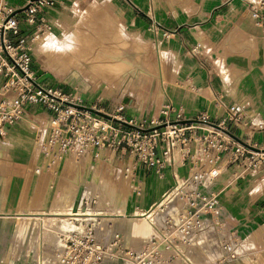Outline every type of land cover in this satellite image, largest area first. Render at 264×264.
I'll list each match as a JSON object with an SVG mask.
<instances>
[{"label": "built area", "instance_id": "obj_1", "mask_svg": "<svg viewBox=\"0 0 264 264\" xmlns=\"http://www.w3.org/2000/svg\"><path fill=\"white\" fill-rule=\"evenodd\" d=\"M241 1L262 25L264 0ZM63 4L64 0H0V136L29 106H37L47 114L37 130L39 149L50 159L60 162L72 151L92 159L104 150L127 152L158 179L167 166L174 170L177 164L185 174L178 178L173 171L174 182L162 193L180 205L164 210L139 246H130L120 232L100 235L95 218L71 215L74 228L59 235L54 264H203L195 251L207 264H224L244 256L243 239L222 211V187L217 186L223 175L231 184L264 171V145L243 143L231 134L243 105L230 104L215 122L206 111L186 118L168 98L157 114L124 115L123 103L115 110L119 114H105L96 104H86L77 87L66 90L42 82L33 68V43L52 32L49 14ZM160 28L151 19L148 29L157 33ZM143 191L135 173L131 192L139 198ZM78 196V207L85 204L86 209L97 200L88 189L78 191ZM155 204L158 200L145 211ZM42 261L37 256L35 264Z\"/></svg>", "mask_w": 264, "mask_h": 264}, {"label": "crops", "instance_id": "obj_2", "mask_svg": "<svg viewBox=\"0 0 264 264\" xmlns=\"http://www.w3.org/2000/svg\"><path fill=\"white\" fill-rule=\"evenodd\" d=\"M122 1L125 3L129 25L136 28L134 32H128L125 29L126 19L120 17V14H111L117 21L115 26L117 28L122 26L129 35L125 36L124 40L132 42L133 40L128 39H132L130 35L135 34L141 43L155 42L159 50L170 53L165 68L167 84L166 87L161 85L162 94L165 92L163 100L168 98L174 106L176 104L181 107L186 118H193L198 113L206 111L210 114V120L214 122L225 113L230 104L234 102L242 104L241 118L232 126L231 134L243 143L264 145V127H254L252 124L253 119L264 120V23L259 25L252 19L241 0ZM71 3L73 4L74 0H64L62 6L49 14L53 29H57L56 23L62 26L61 17L64 20L69 19L67 15H63V11ZM91 7H94V13L103 10L104 21L107 24V8L103 3L82 0L78 12H88ZM151 19L157 21L161 28L157 33L148 29L152 40H146L143 37L146 35V27L151 24ZM164 32H167V36L163 35ZM116 38L118 39L117 36ZM196 44H199L198 48L192 51ZM220 70L225 72H222V77ZM36 107L29 106L26 115L22 116V118L30 116V121H34V132L26 129V120L21 118L12 125H6L0 136V162L4 163L0 165V233L4 222L13 217L12 215H15L14 225L15 230H18L16 216L19 212L16 209L20 205L25 184L29 179L52 177L58 169L61 168L60 173L63 171L66 159L77 158V155L72 153L66 155L60 162L56 159L58 162L54 170V159H50L39 149L37 130L47 114L43 109ZM29 125H32V122ZM31 141L34 144H31ZM104 151L101 152V156L107 162L108 156L106 157ZM100 158L96 159L101 160ZM75 160L77 164L82 161L78 158ZM133 166L135 167L134 164ZM184 170L179 165L174 170L172 166H167L164 169V177L158 179L153 170L146 171L138 165L137 175L142 179L144 191L139 198L130 193V211L135 214L139 211L152 210L151 208L145 211L154 201L164 197L162 193L174 182L173 171L180 178L185 174ZM95 173L97 171H94ZM152 176L155 178L156 194L146 204L145 193L150 190ZM224 178L225 175L220 178L217 185L222 187L220 194L222 211L231 218V224L242 239L241 231L246 233L252 224L257 226L262 222L264 230V171L238 179L231 184H226ZM256 183L260 186L258 189L255 188L257 191L252 194L249 188ZM234 214L237 218L233 216ZM116 229L122 230L119 225H116ZM148 229L149 231L146 229L144 233L141 232L143 237H132V242L140 245L141 240L151 232L150 226ZM250 238L254 239V245L256 242L254 234L247 235L242 244ZM259 241L262 244L260 239ZM249 244H252L251 241ZM4 247L5 244L0 243V250H4ZM194 255L197 256V251ZM248 257L250 255L248 256L246 252L244 256L226 264H235L237 261L244 264V259ZM263 261L264 257L259 264H264Z\"/></svg>", "mask_w": 264, "mask_h": 264}, {"label": "rangeland", "instance_id": "obj_3", "mask_svg": "<svg viewBox=\"0 0 264 264\" xmlns=\"http://www.w3.org/2000/svg\"><path fill=\"white\" fill-rule=\"evenodd\" d=\"M93 1L103 3V6L107 8V24L104 21L103 16H105V14L102 12L103 10H98V12L94 13L95 9L94 7H91L88 12L84 11L79 13V6L80 3H82V0H74V3L69 4L68 8L63 11V15H67V18L74 19V21L71 22L69 19L64 20L63 17H61L60 19L63 22L61 23L62 26H59V24L56 23V30L53 29L51 33L45 32L44 34L40 35L33 43V68L36 69L38 78L46 84L59 85L66 90H71L74 86L77 87L79 90L82 91V94L85 97L86 104H96V108L100 109L101 112L105 114H119L115 110L122 103L124 105V115L144 114L149 116L153 113L157 114L159 106L163 102L162 86L166 87L167 83H163L159 77L155 76L156 70L155 67H153L154 63L150 67V65H148V62L145 59H138L137 48H135L133 45H139V48L143 52H146L145 54L150 56L152 61L156 62L155 53L157 52V43L151 42L150 44H147L141 43L140 41L137 42V40L140 39L136 38L135 34H131L130 36L132 37V39H128V41L133 40L132 42H126L124 40L126 39L125 36L129 35L125 33L122 26H119L118 28L115 26V23L117 21L114 19V17L111 16V14H120V17H124L126 19L125 29L128 32H134L136 28L132 25H129V21H127L128 18L126 17L127 10L125 8V3H123L122 0ZM78 24H83V27L88 29V32H91V34L94 33V31L98 30L94 33V35L97 36L95 37L93 34L92 36L96 40L103 41L104 43L109 40L110 42L107 43L110 45L109 48L107 46V49L108 51L112 50V55H120L126 60L137 61L139 67L137 69H131L127 73H124L119 76V85L112 86L104 83L97 84L91 82L82 78L81 75L77 72H73L71 74H62L58 70L53 69L52 67L47 65L46 62L43 60V53L41 51V45L45 43V38L48 37L49 34H53L55 37H60L62 33H76ZM106 25H110L112 28ZM106 27H108V29ZM145 32L146 35L143 38L146 40H152V35L148 33L147 27ZM115 35L118 37V39ZM121 43H125L128 46L126 48H123ZM128 49L130 50L127 51ZM163 62L165 66H163V74H165V68L167 65L166 59H164ZM145 72H149L148 74H151L152 76L145 74ZM219 72L222 77V72H224V70H220ZM164 79L167 82L166 76ZM145 88H147V91H145ZM175 107L178 106L175 104ZM30 118L31 117L28 116L27 118L23 117L22 119L26 120V129L30 130L31 132H34L35 123L34 121H30ZM31 122L32 125H29ZM31 144H34L33 141H31ZM72 152L73 154L76 153L74 151ZM104 154L106 155V157L108 156L106 160L107 162H110V164H107L105 158L102 156H100L101 160H98L90 159V156L87 155V157L83 158L79 164L76 163L77 160L75 159L77 158H73L71 160L66 159L63 171L60 173L61 168L58 169L56 174L53 173L52 177L46 178V176H42L39 177L37 180H34V178L33 180L29 179L25 184L23 196L21 198L20 205L18 206L16 211L21 213H33L41 211L51 212L49 210L55 211L58 208L60 209V206L56 205L58 203L57 200H60L61 193L63 192L65 185L67 186L68 184L70 186H73L76 192L74 195L73 203L69 208H67V211L77 213L88 211L91 212L90 210H94V212H107L112 211L113 209L116 210L117 208L115 207L114 202H118L120 200V195H122L123 189H125V187L127 186L126 189L128 190V192L130 191V193L133 189V176L135 173H137L138 164L134 163V160L129 157V154L127 152L121 155L118 152L113 154L112 152L106 150L104 151ZM57 162V160H54V170L57 165ZM1 164L4 163L0 162V165ZM133 164L135 165V167L133 166ZM62 165L63 163H61V166ZM178 165L179 164H177V166ZM84 169L85 171L83 173ZM94 171H97V173H95L96 175L94 174ZM109 183L112 186L110 190L109 188H107V185ZM150 183V190L145 193L144 198L146 204H148L156 194V184L154 176L151 177ZM259 186L260 185L258 183L251 185L249 188L250 192L254 194ZM76 188L78 189L76 190ZM113 188H117V192H115ZM86 189H88L89 193L97 196L96 202L91 204V207H89V209H86L85 204H82L80 207H78L79 196L76 199L78 190L80 194L83 190ZM16 197L18 199L19 195L17 194ZM42 202L44 204H42ZM61 211L63 210L61 209ZM118 211L126 214L130 213L128 212L129 210L118 209ZM12 216L13 217H9L8 219H6V221L4 222V226L2 227V232L0 233V243L2 245L5 244V249L0 250V264H35V259L37 258V256L42 257V259L44 258L42 264H54L56 247L58 246V237L62 232H66L74 228L72 221L70 223L72 226L71 229L69 227V224H67L66 226L59 223V225H57L58 227H55V229L57 230L55 231L57 233L53 232L54 235H52V237L55 236L52 238L54 242L52 240L51 244H53L51 245V247L44 245L49 249L48 253L42 255L41 246L43 242L40 239L41 235L39 233L41 229L39 227L38 221L34 219H17L16 228H18V230H15V215ZM233 216L237 218L235 214ZM98 221L99 219H96V221L94 222V227L97 233L103 235L107 230L120 232L127 238L128 244L130 246H135L132 242V237H143L142 234L144 233V231L146 229L149 231V226L147 227V222H143V229L141 230L143 231V233L139 234L137 232L131 231L127 223L118 222L114 224V229L111 228V225L107 224V222H99L102 223L101 227L98 224ZM158 221L159 219L156 216V222ZM78 222L84 223L85 221L79 220L77 221V223ZM116 225H119L122 230L116 229ZM100 227L103 230H101ZM239 228L241 229V227ZM250 228L251 229L248 230L246 233L241 231L243 240L249 234H254L256 236V242L254 245L253 238H250L248 240L246 239L247 241L245 242L247 246L245 245V242L242 244L241 251L244 250V252H247L248 256L250 255V257L244 259V264H259V262L262 261V257H264V230L262 229V222L257 226H254L252 224L250 225ZM257 229L259 230V232H257ZM259 239L262 241V244L260 243ZM250 241L252 244H249ZM196 258L201 263L207 264L201 252L197 251ZM234 263L240 264V262L238 261ZM262 263H264V261Z\"/></svg>", "mask_w": 264, "mask_h": 264}, {"label": "bare ground", "instance_id": "obj_4", "mask_svg": "<svg viewBox=\"0 0 264 264\" xmlns=\"http://www.w3.org/2000/svg\"><path fill=\"white\" fill-rule=\"evenodd\" d=\"M88 31H89L88 29L83 27V24L82 25L78 24L77 32L75 33L77 35L78 41H79L77 50L75 52L63 53V54L51 53V52L50 53L42 52L43 53V60L46 62L47 65H49L53 69L58 70L62 74H68V73L71 74L73 72H77L81 75L82 78L89 80L91 82H94L97 84L104 83V84H108V85H112V86H118L119 85V76H121L124 73H127L131 69H134V68L137 69L139 67L138 62L126 60L125 58H123L120 55H112L111 54L112 50L108 51V49H107V46L109 48L110 44H108V43L110 41L108 40L107 41L108 43L107 42L104 43L103 41L96 40L92 36V34L94 35V33L97 32L98 30L94 31V33H92V34H91V32H88ZM94 36L96 37L97 35H94ZM137 42H139V41L137 40ZM121 44H122L123 48H126L128 46L125 43H121ZM133 45L135 48H137L138 59H145L148 62V65H150V67L154 63L153 67H155V70H156L155 76L159 77L163 83H167L166 80L164 79L165 74H163L164 73L163 68L165 67L164 62H163L165 59L163 57V53H164L163 50L160 51L157 48V52L156 51H155L156 53L154 52L156 54V62H154L151 60L150 56L145 54L146 52H143L139 48V45H137V44H133ZM148 73L149 72H145V74H148ZM148 75H151V74H148ZM155 76H154V78H155ZM163 95L165 96V92H163ZM71 153H73V152H70V154ZM75 154L77 155V158L79 160H82L83 158L86 157V156L79 157L77 152ZM179 170L180 169H178V171ZM87 184H89V183H87ZM111 187L112 186L109 183L107 185V188H109V190H110ZM126 187H125V189H123L122 195H120L121 196L120 200L118 202H114L115 203L114 205L117 209L116 210L113 209L112 211H115V212H112V211H107V212L106 211L105 212L104 211H95L94 212V210H90L91 212L88 211V212L73 213L72 211H67L68 210L67 208H69L71 206V204L73 203L74 195L76 192L75 188H73V186H70L68 184L67 186L65 185L63 192L62 193L60 192L61 193L60 200L59 199H58L59 201L57 200L58 203L56 205L60 206V209L55 208V209H57V210L54 209L55 211L49 210L51 212H43V211L33 212V213H28V212L21 213V212H19V213H17L18 216H16V217H17V219H21V220L34 219V220L38 221L39 227L41 229L40 233H39L41 235L40 239L43 242L42 246H41V249H42L41 251H42V255L43 254L45 255L46 253H48L49 248L45 247L44 245L51 247V245L53 244V243L51 244V242L53 240L52 238L55 236L52 237V235H54L53 232L57 231L55 229V227L57 225H59V223H61V224L66 225V226H67V224H69L70 229L72 228V226L70 224L71 218H72L71 215H77L78 217H81V218L91 217V218H95V220L99 219L98 224L100 226L102 223H99V222H107V224L111 225V228H114V229H115L114 224H116L118 222L127 223L129 226V229L131 231L141 234V232H142L141 230L143 229V222L147 221L148 225L150 226V228L152 230V226L154 224H157L156 216L159 219L162 212L164 210H166L170 205H173V206H179L180 205V203H178L179 201H177V200L169 201L170 199L168 200V196L167 197L164 196L161 200L158 201L159 204H157V205L155 204L152 207V210H150L149 212L139 211V213L133 214L129 209L130 191L128 192ZM77 189L78 188H76V190ZM116 189L113 188V190L115 192H117ZM59 197H60V195H59ZM42 204H44V203L42 202ZM163 204H164V207L161 208V206ZM89 207H91V206H89ZM89 207L87 209H89ZM61 209L63 211H61ZM118 209L119 210L120 209L129 210L130 214L127 215L126 213L119 212ZM101 227H100V229H101ZM101 230H103V229H101ZM108 232H114V231L107 230L106 233H108ZM53 242H54V240H53ZM39 244H41V243H39ZM135 246H139V245H135Z\"/></svg>", "mask_w": 264, "mask_h": 264}, {"label": "clouds", "instance_id": "obj_5", "mask_svg": "<svg viewBox=\"0 0 264 264\" xmlns=\"http://www.w3.org/2000/svg\"><path fill=\"white\" fill-rule=\"evenodd\" d=\"M78 37L75 33H62L60 37H55L53 34H49L45 38V43L41 45V50L44 53H70L75 52L78 48ZM170 53H163L165 59L168 58ZM252 124L254 127H264V120L259 118L253 119Z\"/></svg>", "mask_w": 264, "mask_h": 264}]
</instances>
